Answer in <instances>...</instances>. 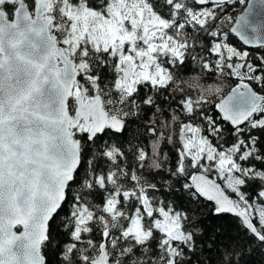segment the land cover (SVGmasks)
Segmentation results:
<instances>
[{"label": "snow or ice", "instance_id": "1", "mask_svg": "<svg viewBox=\"0 0 264 264\" xmlns=\"http://www.w3.org/2000/svg\"><path fill=\"white\" fill-rule=\"evenodd\" d=\"M0 264H264V0H0Z\"/></svg>", "mask_w": 264, "mask_h": 264}]
</instances>
